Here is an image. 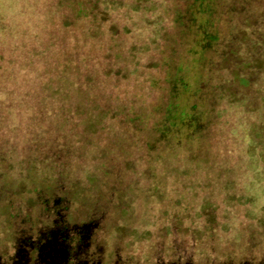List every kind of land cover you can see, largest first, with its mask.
<instances>
[{
  "label": "rangeland",
  "instance_id": "obj_1",
  "mask_svg": "<svg viewBox=\"0 0 264 264\" xmlns=\"http://www.w3.org/2000/svg\"><path fill=\"white\" fill-rule=\"evenodd\" d=\"M256 2L253 8L250 0H217L211 16L195 14L212 34L209 46L200 47V34L190 19L193 0H172L170 23L147 35H134L143 24L131 14L141 12L148 0H135L130 7L127 0H45L39 10L43 20L33 23L36 34L0 50V78L14 82L18 69L31 72L43 63L46 70L40 77L31 83L24 78L33 99L42 89L41 78L50 75L68 91V104L76 112L92 109L88 102L94 98L122 103L128 110L138 109L140 124L149 131L167 112V120L189 139L164 145L173 151L164 156L166 162L181 163L188 150L199 153L201 163L210 165L220 199L246 225L264 210V0ZM144 23L151 27L156 22ZM168 82L184 84L177 96L169 95ZM221 82L235 95L219 103L212 122L209 107ZM38 109L51 135L59 137L48 108ZM189 115L201 123L199 132L188 123L179 125ZM75 119L84 148L114 146L102 138L117 130L118 120L95 133L83 127V113ZM7 144L0 145V169L10 168L22 155L17 145L9 159Z\"/></svg>",
  "mask_w": 264,
  "mask_h": 264
},
{
  "label": "flooded vegetation",
  "instance_id": "obj_2",
  "mask_svg": "<svg viewBox=\"0 0 264 264\" xmlns=\"http://www.w3.org/2000/svg\"><path fill=\"white\" fill-rule=\"evenodd\" d=\"M41 80L35 100L51 111L60 136L30 127L21 158L1 168L0 264H264V210L246 225L236 218L199 153L166 162L173 151L163 146L189 139L167 112L149 131L137 108L94 98L92 109L76 112L68 91L50 75ZM81 112L95 133L118 120L102 138L114 146L83 147ZM41 117L32 123L45 124ZM154 200L162 205L155 233L144 221Z\"/></svg>",
  "mask_w": 264,
  "mask_h": 264
},
{
  "label": "clouds",
  "instance_id": "obj_3",
  "mask_svg": "<svg viewBox=\"0 0 264 264\" xmlns=\"http://www.w3.org/2000/svg\"><path fill=\"white\" fill-rule=\"evenodd\" d=\"M135 0H127L129 7ZM45 0H0V50L12 45H19L22 40H29L36 34L33 23L43 20L39 10L43 8ZM172 0H148L141 12H132V20H140L142 28L134 31V35H147L153 29L159 28L170 23L168 9L171 7ZM253 8L257 7L256 0H250ZM148 9V10H145ZM152 20L156 23L149 27L144 21ZM128 23H131L128 21ZM30 35L25 36V31ZM7 59V57H6ZM4 62H0L3 64ZM46 70L43 63L35 65L34 71L28 69L19 70L18 76L13 81H6L0 78V145L8 141L4 151L7 152L9 159H13V147L23 148L27 142L28 128L32 118H35L36 124L39 122L40 112L38 110V101L29 95V87L25 84V76L31 83L40 77ZM3 75V69L0 68V77ZM46 82L41 80V83ZM11 106V107H10ZM47 111V110H46ZM51 111L48 116L51 117ZM32 124L33 131L40 132L47 128L45 123L39 127ZM2 171V169H0ZM174 195L173 189L169 188L168 199ZM264 204V200L261 201ZM162 205L158 201H153L147 209L144 221L147 222V231L155 233L159 225V216ZM169 237V242L171 241ZM152 241H147L145 247Z\"/></svg>",
  "mask_w": 264,
  "mask_h": 264
},
{
  "label": "trees",
  "instance_id": "obj_4",
  "mask_svg": "<svg viewBox=\"0 0 264 264\" xmlns=\"http://www.w3.org/2000/svg\"><path fill=\"white\" fill-rule=\"evenodd\" d=\"M216 1L217 0H193L192 5H190V7H189V11L191 13L190 19H191L192 23L194 24L195 31H197L200 34V40L198 41V45L200 47H203V46L208 47L209 46L208 40L210 41L212 34L208 33V30H207L208 28L205 29V27H203V23L198 22V19L195 20V17H196L195 14H197V15L208 14L211 16L213 13L212 12L213 7L216 5ZM203 36L205 38H204V40H201V38ZM182 85H184V84H182V83L177 84V83L168 82V86H169V92L168 93H169V95H171L173 97L177 96V93H178L177 89L179 88V86H182ZM216 90H217V92L215 94H213L212 99L214 100V102H217V103L212 102L210 104V107H209L210 119L212 120V122L215 119L216 110H217L219 103L224 101L225 99L233 97L235 95L234 90L230 86H228L225 82H221L220 84H218L216 86ZM192 107H193V109L196 108L195 105H192ZM185 123H188L187 126L191 125L195 132L200 131L201 123L198 122L197 119H195V117L193 118L192 115H189L187 119H181L179 121V125H183ZM172 125H176V124L172 122Z\"/></svg>",
  "mask_w": 264,
  "mask_h": 264
}]
</instances>
